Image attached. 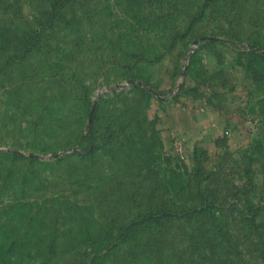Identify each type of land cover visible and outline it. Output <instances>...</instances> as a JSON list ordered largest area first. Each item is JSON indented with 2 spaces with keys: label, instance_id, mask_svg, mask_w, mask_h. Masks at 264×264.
Returning <instances> with one entry per match:
<instances>
[{
  "label": "rangeland",
  "instance_id": "1",
  "mask_svg": "<svg viewBox=\"0 0 264 264\" xmlns=\"http://www.w3.org/2000/svg\"><path fill=\"white\" fill-rule=\"evenodd\" d=\"M0 264H264V0H0Z\"/></svg>",
  "mask_w": 264,
  "mask_h": 264
},
{
  "label": "trees",
  "instance_id": "2",
  "mask_svg": "<svg viewBox=\"0 0 264 264\" xmlns=\"http://www.w3.org/2000/svg\"><path fill=\"white\" fill-rule=\"evenodd\" d=\"M36 33H33L32 35H35ZM31 36H25V38H24V40H21V46H27V41L28 40H30L31 38H30ZM23 39V38H22ZM5 45H8V41L7 42H5ZM33 157L34 156H28V158H31V159H33ZM169 216V213L168 212H159L158 214H154V215H152V216H147L146 218H144V219H142V220H152V221H158V220H160L161 219V216Z\"/></svg>",
  "mask_w": 264,
  "mask_h": 264
},
{
  "label": "crops",
  "instance_id": "3",
  "mask_svg": "<svg viewBox=\"0 0 264 264\" xmlns=\"http://www.w3.org/2000/svg\"><path fill=\"white\" fill-rule=\"evenodd\" d=\"M200 115H201V113H199V112L196 113V114L194 115V117L192 118V119H193V124H192V125H197V124H198L199 119H200V118H199ZM187 119L190 120V115H189V117H187ZM187 119H186V121H187ZM189 120H188V121H189ZM184 124H186V123L184 122ZM182 125H183V124H182ZM192 125H191L190 127H193ZM185 126H186V125H184V128H185L184 130H186V129L189 128L188 126H186V127H185ZM184 130H183V131H184ZM186 131H188V130H186Z\"/></svg>",
  "mask_w": 264,
  "mask_h": 264
}]
</instances>
